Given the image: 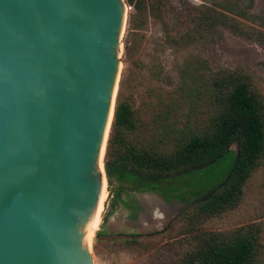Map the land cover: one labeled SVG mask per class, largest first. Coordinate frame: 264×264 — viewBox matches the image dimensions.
<instances>
[{
  "label": "water",
  "instance_id": "1",
  "mask_svg": "<svg viewBox=\"0 0 264 264\" xmlns=\"http://www.w3.org/2000/svg\"><path fill=\"white\" fill-rule=\"evenodd\" d=\"M129 15L126 0H0V264H96Z\"/></svg>",
  "mask_w": 264,
  "mask_h": 264
},
{
  "label": "trees",
  "instance_id": "2",
  "mask_svg": "<svg viewBox=\"0 0 264 264\" xmlns=\"http://www.w3.org/2000/svg\"><path fill=\"white\" fill-rule=\"evenodd\" d=\"M127 1L134 6L128 17L134 29H143L149 15L158 16L164 3ZM226 2L220 4L223 9L264 28V15L248 13L238 0ZM216 23L264 43V31L249 30L209 9L193 13V30L171 40L188 44L200 28ZM124 83L123 79L105 153L108 184L116 180L138 192L154 191L166 200L197 204L189 217L184 264H264L260 224L245 223L227 231L197 226L238 207L247 181L264 166V93L251 74L242 68L213 70L206 59L189 61L180 66L170 90H153L145 114L132 97L122 95Z\"/></svg>",
  "mask_w": 264,
  "mask_h": 264
},
{
  "label": "rangeland",
  "instance_id": "3",
  "mask_svg": "<svg viewBox=\"0 0 264 264\" xmlns=\"http://www.w3.org/2000/svg\"><path fill=\"white\" fill-rule=\"evenodd\" d=\"M226 1L164 0L158 16L149 15L143 29L129 28L118 91L124 79L122 95L132 97L134 106L145 114L151 107L148 101L153 100V90H170L178 80L180 66L201 58L206 59L213 70L242 68L251 74L256 87L264 93V43L244 37L221 23L200 28L201 33L195 34L188 44H175L171 40L192 31L193 13L207 9L224 13L249 30L264 31L260 24L223 9L220 4H227ZM238 3L248 13L264 15V0H238ZM132 13L133 10L129 12ZM111 186L113 191L117 189L116 180L110 185L106 183L107 197ZM136 197L140 211L133 217L128 215L129 210L122 202L112 204L109 197L95 229V233L101 231L96 234V264H184L181 257L189 247L186 236L189 217L197 204L161 199L152 192L138 193ZM113 208L104 219L106 212ZM250 222L260 224L264 248V166L247 181L238 207L198 222L197 226L227 231ZM128 240H133L132 244Z\"/></svg>",
  "mask_w": 264,
  "mask_h": 264
},
{
  "label": "flooded vegetation",
  "instance_id": "4",
  "mask_svg": "<svg viewBox=\"0 0 264 264\" xmlns=\"http://www.w3.org/2000/svg\"><path fill=\"white\" fill-rule=\"evenodd\" d=\"M116 182L118 183V186H117V189L112 192L111 199L112 200L115 199L116 203L122 202L124 207L129 210L128 215H131L132 217L134 215L135 216L138 215V213L140 211V209H139L140 204H139V201L137 200L136 195L138 193L154 192V191L138 192L134 188L130 187L129 183L120 184L118 181H116ZM154 193H157V192H154ZM157 194L161 195L160 193H157ZM171 200H174V199H171ZM175 200H177V199H175Z\"/></svg>",
  "mask_w": 264,
  "mask_h": 264
},
{
  "label": "bare ground",
  "instance_id": "5",
  "mask_svg": "<svg viewBox=\"0 0 264 264\" xmlns=\"http://www.w3.org/2000/svg\"><path fill=\"white\" fill-rule=\"evenodd\" d=\"M115 90H116V88H115ZM100 169H101V171H103V160H102V162L100 164ZM106 200H107L106 183H103L102 184V188H101L100 198H99V203H100V208H101V213L102 214H103V212L105 210ZM102 214L100 216H98L96 219L93 220L92 226H93L94 230L98 227V224L100 222Z\"/></svg>",
  "mask_w": 264,
  "mask_h": 264
},
{
  "label": "built area",
  "instance_id": "6",
  "mask_svg": "<svg viewBox=\"0 0 264 264\" xmlns=\"http://www.w3.org/2000/svg\"><path fill=\"white\" fill-rule=\"evenodd\" d=\"M126 3H127V7H128L129 12H131L134 9L133 4L129 3L127 0H126Z\"/></svg>",
  "mask_w": 264,
  "mask_h": 264
}]
</instances>
